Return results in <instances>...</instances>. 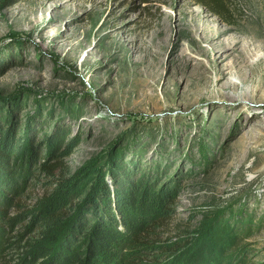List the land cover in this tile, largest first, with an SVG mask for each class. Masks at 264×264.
Masks as SVG:
<instances>
[{
  "label": "rangeland",
  "instance_id": "rangeland-1",
  "mask_svg": "<svg viewBox=\"0 0 264 264\" xmlns=\"http://www.w3.org/2000/svg\"><path fill=\"white\" fill-rule=\"evenodd\" d=\"M228 5L225 22L197 0H0V127L27 151L0 190V264L38 224L8 218L55 194L32 170L69 143L57 175L120 165L172 190L161 240L191 250L206 226H249L238 246L264 264V0ZM58 134L50 157L42 136ZM190 250L184 263L201 264Z\"/></svg>",
  "mask_w": 264,
  "mask_h": 264
},
{
  "label": "trees",
  "instance_id": "trees-1",
  "mask_svg": "<svg viewBox=\"0 0 264 264\" xmlns=\"http://www.w3.org/2000/svg\"><path fill=\"white\" fill-rule=\"evenodd\" d=\"M197 4L220 20L228 21V0H197ZM42 139V145L53 144L50 149L53 157L62 137L43 135ZM13 140L11 132L0 127L2 191H6L4 183L13 181L17 165L26 158L27 151L21 148L20 139ZM72 145L69 143L65 151L58 153L54 163L50 160L45 163L47 156L41 155L43 162L38 170H32L36 173L34 178L49 180L55 194L38 208L8 218L10 228L25 214L38 223L34 228L31 223L26 224L23 232L9 240V245H16V255L8 264H142L144 259L145 264H194L183 261L185 251L190 250H187L190 241L160 239L172 213L170 188L158 191L147 176H134L120 165L107 172L89 166L71 176L57 175L61 167L59 159ZM105 173L111 175V184L105 182ZM85 195L88 198L85 209L70 225L75 203ZM250 230L247 226L239 233L232 232L226 221L206 226L199 239H193L191 250L204 248L198 254L201 264H252L245 256V247L238 246L241 239L249 238ZM181 255L184 256L180 259Z\"/></svg>",
  "mask_w": 264,
  "mask_h": 264
},
{
  "label": "bare ground",
  "instance_id": "bare-ground-1",
  "mask_svg": "<svg viewBox=\"0 0 264 264\" xmlns=\"http://www.w3.org/2000/svg\"><path fill=\"white\" fill-rule=\"evenodd\" d=\"M225 75L223 74V73H221V77H220V79L221 78H223ZM235 83H233V84H229L228 82H225V83H223V85L220 87V89H224L225 87H228V90H231V92H234V90H235V85H234Z\"/></svg>",
  "mask_w": 264,
  "mask_h": 264
}]
</instances>
